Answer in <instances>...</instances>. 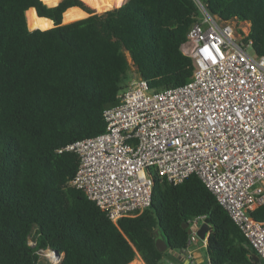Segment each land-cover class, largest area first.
Masks as SVG:
<instances>
[{"label":"trees","instance_id":"trees-1","mask_svg":"<svg viewBox=\"0 0 264 264\" xmlns=\"http://www.w3.org/2000/svg\"><path fill=\"white\" fill-rule=\"evenodd\" d=\"M56 1L0 0V264H38L43 250L62 255L60 264H130L137 254L163 264L187 247L182 225L202 215L209 264H254V251L195 175L174 185L151 172L149 207L116 223L70 185L79 161L64 148L104 132L103 111L131 67L152 90L189 80L192 60L180 47L196 21L193 0H119L85 18L89 1ZM201 2L222 22L248 23L254 53L264 54V0ZM28 11L52 28H32ZM72 11L79 20L67 21ZM251 215L264 221V208Z\"/></svg>","mask_w":264,"mask_h":264},{"label":"built area","instance_id":"built-area-1","mask_svg":"<svg viewBox=\"0 0 264 264\" xmlns=\"http://www.w3.org/2000/svg\"><path fill=\"white\" fill-rule=\"evenodd\" d=\"M193 2L180 47L189 80L152 90L131 79L104 109V132L64 148L79 161L70 185L116 223L149 207L151 172L174 185L195 175L264 264V221L251 215L264 208V54L254 53L248 23L222 22ZM205 218L188 222L187 247Z\"/></svg>","mask_w":264,"mask_h":264},{"label":"rangeland","instance_id":"rangeland-1","mask_svg":"<svg viewBox=\"0 0 264 264\" xmlns=\"http://www.w3.org/2000/svg\"><path fill=\"white\" fill-rule=\"evenodd\" d=\"M59 0H57L56 2H58ZM87 1H89V3H90V5H88V4H86L85 2V4L86 5H88L89 7H87L83 2V5H84V7H85V9H86V11L85 10H83V9H81L82 11H84L85 12V16L84 17H82V18H85V17H87V16H89V15H93V14H96V15H101V14H103V11H105V10H111V9H114V8H116V7H118V6H116L117 5V0H87ZM111 3L112 4V6L111 7H108V3ZM47 6H50V5H47ZM51 6H53V5H51ZM91 7V8H90ZM97 11H95L94 9ZM31 11H28L27 13H26V18H27V21H28V23H29V25L33 28V26L34 25H40V26H43V25H45V23L42 21V20H37L36 19V17H35V15H34V13H30ZM99 12H101V13H99ZM77 18H78V15L76 14V12H74V11H72V12H70L69 13V15L67 16V21H73V20H77ZM248 52H249V54H254L253 53V51L251 50V49H249L248 50ZM128 78H129V80H127L125 83V85H127V83L131 80V79H133V78H135V77H137V75L135 74V71H134V68L133 67H131V69L127 72V75H126ZM29 245H31V246H34V243L30 240L29 241ZM38 255H39V263L38 264H60V262H61V258H62V256L61 257H56L50 250H43V251H39L38 252Z\"/></svg>","mask_w":264,"mask_h":264},{"label":"crops","instance_id":"crops-1","mask_svg":"<svg viewBox=\"0 0 264 264\" xmlns=\"http://www.w3.org/2000/svg\"><path fill=\"white\" fill-rule=\"evenodd\" d=\"M208 233L204 240H201L197 236L195 241L191 245L185 248L186 250L170 253L168 257L163 259V264H166L167 262H174L176 264H208L206 260V258H208L206 255V243H207ZM158 238L160 237H157V239ZM130 264H145V263L140 257V255L137 254L135 259ZM254 264H263L257 255H255L254 257Z\"/></svg>","mask_w":264,"mask_h":264},{"label":"water","instance_id":"water-1","mask_svg":"<svg viewBox=\"0 0 264 264\" xmlns=\"http://www.w3.org/2000/svg\"><path fill=\"white\" fill-rule=\"evenodd\" d=\"M61 1V0H60ZM59 1V2H60ZM58 2V3H59ZM57 3V4H58ZM32 9H34V8H32ZM80 9V8H79ZM35 10V9H34ZM36 12V11H35ZM38 16V15H37ZM82 19V18H81ZM77 20H79V19H77ZM74 21H76V20H74ZM73 22V21H72ZM62 24H67V23H63V20H62ZM29 30H31V29H29ZM32 30H34V29H32ZM42 30V29H41ZM182 228L183 229H185V230H187V232H188V234H190L191 233V230L188 228V223H184L183 225H182ZM209 225L207 224V223H203V224H201V226H200V228H199V230L198 231H196V235L201 239V240H204L205 239V237H206V235H207V233H208V230H209ZM155 247H156V249L159 251V252H161V253H163V252H165L166 250H167V248H168V246H167V244H166V242L162 239V238H158V239H156V241H155ZM56 257H61L60 256V254H58L57 252H53V251H51Z\"/></svg>","mask_w":264,"mask_h":264},{"label":"snow or ice","instance_id":"snow-or-ice-1","mask_svg":"<svg viewBox=\"0 0 264 264\" xmlns=\"http://www.w3.org/2000/svg\"><path fill=\"white\" fill-rule=\"evenodd\" d=\"M43 3H45V4H50L51 3V0H43ZM112 6V4L109 2L108 3V7H111ZM116 6H119V0H117V5ZM33 27H41L40 25H34ZM47 27H51V24L50 23H48V24H45L43 27H42V30L44 29V28H47ZM214 39V38H213ZM205 51H207V49H205Z\"/></svg>","mask_w":264,"mask_h":264},{"label":"bare ground","instance_id":"bare-ground-1","mask_svg":"<svg viewBox=\"0 0 264 264\" xmlns=\"http://www.w3.org/2000/svg\"><path fill=\"white\" fill-rule=\"evenodd\" d=\"M79 9V8H78ZM32 10H34V9H32ZM81 10V9H80ZM35 11V10H34ZM82 11V10H81ZM36 13V12H35ZM37 15V14H36ZM38 17V16H37ZM40 18V17H39ZM36 29H39V28H36ZM32 30V29H31Z\"/></svg>","mask_w":264,"mask_h":264}]
</instances>
